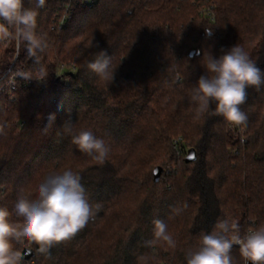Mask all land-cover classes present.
<instances>
[{
  "label": "trees",
  "instance_id": "trees-1",
  "mask_svg": "<svg viewBox=\"0 0 264 264\" xmlns=\"http://www.w3.org/2000/svg\"><path fill=\"white\" fill-rule=\"evenodd\" d=\"M34 3L25 0V7ZM59 4L46 0L39 9L37 32L50 45L43 80L10 83L16 70L35 76L38 66L23 46L17 53L14 41L0 42V207L13 212L21 190L34 191L49 172L71 168L100 211L49 256L35 253L20 264H187L186 253L218 219L235 220L241 234L264 225V86L247 90L243 127L211 115L214 104L196 118L189 96L205 72V52L218 58L239 44L264 70V0H97L76 9L60 30L53 28ZM100 51L118 66L110 83L82 67ZM51 114L54 125L46 129ZM68 119L105 141L104 163L63 135ZM190 148L198 157L188 163ZM184 203L181 215L171 214ZM157 219L168 224L174 249L145 247ZM37 247L16 244L21 255ZM231 254L233 264H244L238 246Z\"/></svg>",
  "mask_w": 264,
  "mask_h": 264
},
{
  "label": "clouds",
  "instance_id": "clouds-1",
  "mask_svg": "<svg viewBox=\"0 0 264 264\" xmlns=\"http://www.w3.org/2000/svg\"><path fill=\"white\" fill-rule=\"evenodd\" d=\"M45 4L46 0H35L32 7H25V0H0V42L14 41L17 53L23 46L27 56L38 66L35 76L31 70H16L10 78L13 85L17 77L29 81L43 80L48 75L41 59L50 46L49 40L46 34L37 32L39 9ZM206 34L211 35L210 28L206 29ZM221 52L218 58L211 52L204 53L200 64L205 72L190 88V100L197 106L196 118L214 104L211 115L222 116L227 122L243 127L247 125L248 116L241 106L247 101L249 88L258 91L264 86V70L239 44L226 51L221 49ZM82 67L110 83L118 66L113 68L112 57L100 51ZM48 121L46 129L54 125L55 114H51ZM60 129L63 135L71 137V143L82 153L104 163L110 148L103 139L97 138L90 130L77 131L71 119L66 120ZM3 134L5 126L0 125V135ZM187 207L186 203L171 206V214L179 216ZM99 211V204L89 202L78 172L71 168L49 172L34 191L21 190L18 193L13 208L17 220L11 219L13 212L0 207V264H20L22 255L16 244L25 241L37 245L39 254L49 256L53 246L75 237L95 220ZM153 223V238L145 241V247L174 249L177 242L168 224L159 219ZM233 246H238L244 264H264V225L241 234L240 225L235 220L218 219L211 232L201 233L199 246L186 253V262L233 264ZM140 259L147 260L146 257Z\"/></svg>",
  "mask_w": 264,
  "mask_h": 264
},
{
  "label": "built area",
  "instance_id": "built-area-1",
  "mask_svg": "<svg viewBox=\"0 0 264 264\" xmlns=\"http://www.w3.org/2000/svg\"><path fill=\"white\" fill-rule=\"evenodd\" d=\"M96 3L97 0H60L58 10L54 15L53 28H57L59 30L65 28L72 21L76 9L89 8L94 6ZM212 9L213 7L211 6L206 7V14L210 16L212 20H214ZM31 82L32 81L30 80L29 84H31ZM12 88H14V86H12ZM34 252L38 253L37 250ZM22 257L25 258L23 253ZM32 258L33 257L30 258L31 262H33Z\"/></svg>",
  "mask_w": 264,
  "mask_h": 264
},
{
  "label": "water",
  "instance_id": "water-1",
  "mask_svg": "<svg viewBox=\"0 0 264 264\" xmlns=\"http://www.w3.org/2000/svg\"><path fill=\"white\" fill-rule=\"evenodd\" d=\"M195 54V49H193L191 52H190V56H194ZM197 152L194 148H190L187 152V156L185 158L186 162L188 163H191V162H194L197 160ZM163 173V168L161 166H157L154 170V179L156 181H158L161 177ZM23 254H24V257L26 260L30 259L31 257L34 256L35 252L34 250L30 249V248H25L23 250Z\"/></svg>",
  "mask_w": 264,
  "mask_h": 264
},
{
  "label": "rangeland",
  "instance_id": "rangeland-1",
  "mask_svg": "<svg viewBox=\"0 0 264 264\" xmlns=\"http://www.w3.org/2000/svg\"><path fill=\"white\" fill-rule=\"evenodd\" d=\"M185 156H187V151H186V155Z\"/></svg>",
  "mask_w": 264,
  "mask_h": 264
}]
</instances>
